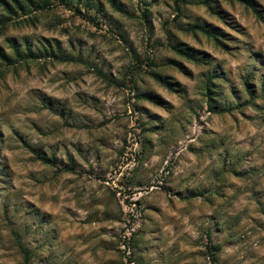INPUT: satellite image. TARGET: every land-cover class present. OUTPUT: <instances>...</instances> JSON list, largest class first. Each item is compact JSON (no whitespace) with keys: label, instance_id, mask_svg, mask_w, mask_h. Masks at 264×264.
Masks as SVG:
<instances>
[{"label":"rangeland","instance_id":"obj_1","mask_svg":"<svg viewBox=\"0 0 264 264\" xmlns=\"http://www.w3.org/2000/svg\"><path fill=\"white\" fill-rule=\"evenodd\" d=\"M7 1L0 264H264V0Z\"/></svg>","mask_w":264,"mask_h":264},{"label":"trees","instance_id":"obj_2","mask_svg":"<svg viewBox=\"0 0 264 264\" xmlns=\"http://www.w3.org/2000/svg\"><path fill=\"white\" fill-rule=\"evenodd\" d=\"M111 2V4L119 11H122L123 9L116 3L115 0H109ZM183 3H188V0H181ZM238 2H240L241 4H243L245 7L251 9L255 14H257L259 16V11L256 8L254 2L252 0H237ZM14 2L16 3L18 8H22V5L19 3V1L14 0ZM0 5L3 7V10L7 13H11L13 12L14 8L11 5V3H9L7 0H0ZM210 34V33H208ZM212 35V34H210ZM176 51H178L179 53L184 54L187 58L192 59V60H199L198 57L192 53L189 50L186 49H182V48H175ZM16 51L18 53V48H16ZM0 58H5L6 59V55L3 53V51L0 50ZM57 58L63 60V61H75L77 59H73L71 57H62L60 55H57ZM96 72L102 76L104 79L110 80V78L108 77V75L102 73L101 71H97ZM154 78L157 82H159L160 84H162L163 86L172 89V85H170V82L168 81V79L166 77H163L162 75L156 74L154 75ZM39 159L46 164L52 165L54 166L56 164V158L55 157H46V156H39ZM20 249L23 253V257H24V264H30V252L29 250L23 246L22 244H20ZM210 249V248H209ZM211 255L213 254L212 252H210Z\"/></svg>","mask_w":264,"mask_h":264}]
</instances>
